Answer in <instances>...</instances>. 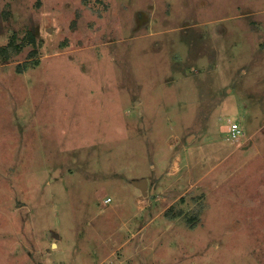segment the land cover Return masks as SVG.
I'll return each mask as SVG.
<instances>
[{
	"label": "rangeland",
	"instance_id": "rangeland-1",
	"mask_svg": "<svg viewBox=\"0 0 264 264\" xmlns=\"http://www.w3.org/2000/svg\"><path fill=\"white\" fill-rule=\"evenodd\" d=\"M0 264H264V0H0Z\"/></svg>",
	"mask_w": 264,
	"mask_h": 264
},
{
	"label": "built area",
	"instance_id": "built-area-1",
	"mask_svg": "<svg viewBox=\"0 0 264 264\" xmlns=\"http://www.w3.org/2000/svg\"><path fill=\"white\" fill-rule=\"evenodd\" d=\"M242 131L238 124H233L231 127V137L237 139L241 135Z\"/></svg>",
	"mask_w": 264,
	"mask_h": 264
},
{
	"label": "water",
	"instance_id": "water-1",
	"mask_svg": "<svg viewBox=\"0 0 264 264\" xmlns=\"http://www.w3.org/2000/svg\"><path fill=\"white\" fill-rule=\"evenodd\" d=\"M145 182L148 184V181L147 180H141V181H139V182H135V184L143 191V192H145V189H144V184H145ZM140 185H142V186H140Z\"/></svg>",
	"mask_w": 264,
	"mask_h": 264
},
{
	"label": "bare ground",
	"instance_id": "bare-ground-1",
	"mask_svg": "<svg viewBox=\"0 0 264 264\" xmlns=\"http://www.w3.org/2000/svg\"><path fill=\"white\" fill-rule=\"evenodd\" d=\"M140 186H142V185H140ZM143 186H144V189H145V192H146L148 184L145 182V184Z\"/></svg>",
	"mask_w": 264,
	"mask_h": 264
},
{
	"label": "crops",
	"instance_id": "crops-1",
	"mask_svg": "<svg viewBox=\"0 0 264 264\" xmlns=\"http://www.w3.org/2000/svg\"><path fill=\"white\" fill-rule=\"evenodd\" d=\"M182 157V156H181ZM182 160V158H180Z\"/></svg>",
	"mask_w": 264,
	"mask_h": 264
},
{
	"label": "trees",
	"instance_id": "trees-1",
	"mask_svg": "<svg viewBox=\"0 0 264 264\" xmlns=\"http://www.w3.org/2000/svg\"><path fill=\"white\" fill-rule=\"evenodd\" d=\"M6 53V51H4Z\"/></svg>",
	"mask_w": 264,
	"mask_h": 264
}]
</instances>
